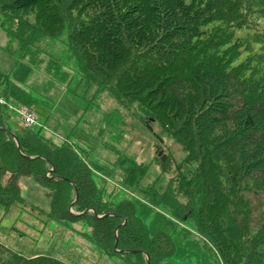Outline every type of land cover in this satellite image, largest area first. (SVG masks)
<instances>
[{
    "label": "trees",
    "instance_id": "obj_1",
    "mask_svg": "<svg viewBox=\"0 0 264 264\" xmlns=\"http://www.w3.org/2000/svg\"><path fill=\"white\" fill-rule=\"evenodd\" d=\"M0 15L22 56L36 58L42 39L65 33L68 58H50L49 71L64 80L74 59L83 79L181 146L179 162L162 146L148 163L119 155L113 169L124 186L177 220L192 219L222 264H264V0H0ZM10 83L0 71L6 98ZM13 113L0 105L3 216L27 204L26 176L47 189L49 219L84 223L91 232L83 236L106 255L169 264L170 235L150 234L131 198L112 199L76 145ZM153 164L159 174L143 188ZM0 264L68 263L0 242Z\"/></svg>",
    "mask_w": 264,
    "mask_h": 264
},
{
    "label": "rangeland",
    "instance_id": "obj_2",
    "mask_svg": "<svg viewBox=\"0 0 264 264\" xmlns=\"http://www.w3.org/2000/svg\"><path fill=\"white\" fill-rule=\"evenodd\" d=\"M6 23L0 15V71L9 73L12 80L7 86L8 102L33 108L52 139L76 145L92 168L105 175L108 190L114 187L112 199L134 201L137 214L150 234L164 232L172 237L175 253L167 263L222 264L217 251L195 230L192 219L177 220L166 209L147 203L141 191L124 186L120 172L113 169L122 154L148 163L159 146L179 162L185 156L181 146L157 125L152 128L143 124L135 106L125 109L107 92L83 79L74 59L66 60L64 80L49 71L50 58L62 61L68 58L65 33L59 38L42 39L36 58L22 56L19 43L5 31ZM5 86L0 85V95ZM158 174V167L151 165L141 187L153 183ZM20 186L27 204L12 208L6 216L0 207V242L26 256L44 254L68 264H122L116 256L106 255L83 236V232H91L84 223L67 227L49 219L51 200L47 189L26 176L20 179Z\"/></svg>",
    "mask_w": 264,
    "mask_h": 264
},
{
    "label": "built area",
    "instance_id": "obj_3",
    "mask_svg": "<svg viewBox=\"0 0 264 264\" xmlns=\"http://www.w3.org/2000/svg\"><path fill=\"white\" fill-rule=\"evenodd\" d=\"M21 115L27 125L36 124V118H35L34 113L27 111V110H21Z\"/></svg>",
    "mask_w": 264,
    "mask_h": 264
},
{
    "label": "water",
    "instance_id": "obj_4",
    "mask_svg": "<svg viewBox=\"0 0 264 264\" xmlns=\"http://www.w3.org/2000/svg\"><path fill=\"white\" fill-rule=\"evenodd\" d=\"M1 129H3V130H5V131H7V130H6V129H4V128H1ZM76 194H77V197H78V193H77V192H76ZM97 216H98V215H97ZM114 249L117 251V243L115 244V247H114ZM149 262H150V260H149ZM149 262H148V264H150Z\"/></svg>",
    "mask_w": 264,
    "mask_h": 264
}]
</instances>
